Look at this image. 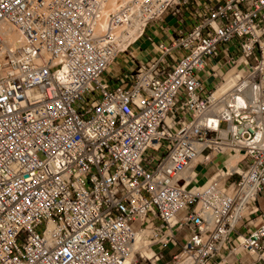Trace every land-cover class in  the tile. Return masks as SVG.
<instances>
[{
  "label": "built area",
  "instance_id": "obj_1",
  "mask_svg": "<svg viewBox=\"0 0 264 264\" xmlns=\"http://www.w3.org/2000/svg\"><path fill=\"white\" fill-rule=\"evenodd\" d=\"M261 197L264 0H0V264H264Z\"/></svg>",
  "mask_w": 264,
  "mask_h": 264
},
{
  "label": "rangeland",
  "instance_id": "obj_2",
  "mask_svg": "<svg viewBox=\"0 0 264 264\" xmlns=\"http://www.w3.org/2000/svg\"><path fill=\"white\" fill-rule=\"evenodd\" d=\"M145 47H146V45H145ZM223 160H224V159L221 157L220 159H217V160H216V162H215L214 165H212L211 167H208V168L204 169V170L201 172L200 179H199V182H198V183H199V184H204V183L206 182V180H207L209 177H211V176L215 173V171H216V167H217L218 165H220V166L223 165V163H222ZM260 206H261V208H262V210H263V212H264V197H261V198H260ZM173 251H175V247H173V246H169L168 248H166V249L164 250V253H165V256L167 257V259L170 258L171 253H172Z\"/></svg>",
  "mask_w": 264,
  "mask_h": 264
},
{
  "label": "bare ground",
  "instance_id": "obj_3",
  "mask_svg": "<svg viewBox=\"0 0 264 264\" xmlns=\"http://www.w3.org/2000/svg\"><path fill=\"white\" fill-rule=\"evenodd\" d=\"M13 39L16 40V41L22 40L21 37H18V36L13 37ZM231 85L232 84L230 83L228 86H231ZM233 165L236 166V162L235 161H230L229 163H227L226 165H224V167H229L230 168Z\"/></svg>",
  "mask_w": 264,
  "mask_h": 264
},
{
  "label": "crops",
  "instance_id": "obj_4",
  "mask_svg": "<svg viewBox=\"0 0 264 264\" xmlns=\"http://www.w3.org/2000/svg\"><path fill=\"white\" fill-rule=\"evenodd\" d=\"M141 60L144 59V57L140 58ZM228 262H230L231 264H235V258L231 257L229 258ZM213 264H225V263H221V260L217 259L216 261L213 262Z\"/></svg>",
  "mask_w": 264,
  "mask_h": 264
}]
</instances>
